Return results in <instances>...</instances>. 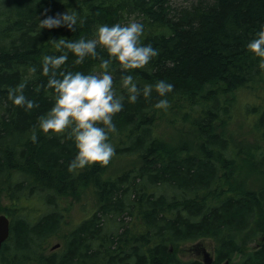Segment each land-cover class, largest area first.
Returning a JSON list of instances; mask_svg holds the SVG:
<instances>
[{
	"label": "trees",
	"instance_id": "trees-1",
	"mask_svg": "<svg viewBox=\"0 0 264 264\" xmlns=\"http://www.w3.org/2000/svg\"><path fill=\"white\" fill-rule=\"evenodd\" d=\"M66 9L78 14L75 31L39 28L38 18ZM132 18L159 55L130 74L141 88L172 83L170 107L156 109L155 92L125 101L113 118L111 162L69 173L77 152L66 134L37 131L30 140L53 107L43 57L61 54L53 39H90L98 25ZM262 25L264 0H0V213L10 221L0 264H203L182 261L173 247L201 239L214 243L212 264L235 254L234 264H264V70L246 48ZM68 56L62 71L98 70V60L76 65ZM112 67L114 88L126 95ZM20 83L37 109L7 101ZM242 93L246 134L232 125ZM77 204L93 212L72 227ZM62 230L60 247L45 254Z\"/></svg>",
	"mask_w": 264,
	"mask_h": 264
},
{
	"label": "clouds",
	"instance_id": "clouds-1",
	"mask_svg": "<svg viewBox=\"0 0 264 264\" xmlns=\"http://www.w3.org/2000/svg\"><path fill=\"white\" fill-rule=\"evenodd\" d=\"M39 28L45 30L64 27L75 31L78 14L73 9H66L54 16L45 14L39 19ZM83 25V18H79ZM144 24L135 18L126 24L115 23L111 26L98 25L93 38L70 40L53 39L60 55H45L42 60V75L47 77L45 91L53 95V107L38 118L33 127L30 140L36 143L37 131L43 134L67 135L72 140L77 154L68 166V172L76 174L87 167L100 165L106 167L115 155V148L110 136L118 134L114 117L119 114L125 101L135 104L140 97L150 99L153 92L160 97L154 107L167 110L170 107L166 98L174 90V85L166 80H159L153 86H138L132 70L145 68L159 51L151 44H143ZM247 51L259 58L258 67L264 70V25L255 37L246 45ZM98 49L106 53L101 56ZM66 50V51H63ZM68 53L75 58L74 64H82L86 58L98 60V70L85 74L83 72L62 71V66L69 59ZM116 63L121 71L120 86L126 95H118L114 88V72ZM35 66L28 69L35 74ZM26 83L9 88L7 101L15 107L32 111L39 105L24 95Z\"/></svg>",
	"mask_w": 264,
	"mask_h": 264
},
{
	"label": "rangeland",
	"instance_id": "rangeland-1",
	"mask_svg": "<svg viewBox=\"0 0 264 264\" xmlns=\"http://www.w3.org/2000/svg\"><path fill=\"white\" fill-rule=\"evenodd\" d=\"M237 99H238V101L235 103V109H234L235 114L233 116L232 125H233V127H237L236 129H238V130L241 129V133H244V134L250 133V122L247 120L248 115H247V111H246V107L249 105L248 96L244 95L242 93V94L238 95ZM249 101H250V98H249ZM87 201L89 202L90 200L89 199H87V200L83 199L81 203H85ZM69 212H70L69 213L70 226L73 227V225L77 224V222H79L81 219L88 217L93 212V209L91 206H88V205H85L83 208H79V204H77V205H72V207L69 208ZM0 214H4V213H0ZM63 232H64V230H62L60 232V234L53 241L50 240L48 243L45 244V246H44L45 254H48V253L58 249V248H56L54 250H51V248L54 245H56V244L60 245L59 236ZM203 240L211 241L210 239H201V240H198L196 242H189L186 244H181L179 246H173L174 252L182 261H185V262L196 261L197 260L196 255L193 252H189L188 249H190L191 246L195 247V245L198 242H200L202 245L206 244V245L211 246L210 250H212L213 257L215 259L216 251H215L214 243L212 241H211L212 242L211 243L209 241H203ZM259 243H260L259 239H257L255 242L250 243L248 246L253 247ZM206 254L210 256V254L208 252H206ZM198 261L203 262V259H200ZM236 261H239V255L238 254H235L231 260H228L229 264H234V263H236ZM223 263H224V261H221L218 264H223Z\"/></svg>",
	"mask_w": 264,
	"mask_h": 264
},
{
	"label": "water",
	"instance_id": "water-1",
	"mask_svg": "<svg viewBox=\"0 0 264 264\" xmlns=\"http://www.w3.org/2000/svg\"><path fill=\"white\" fill-rule=\"evenodd\" d=\"M10 233V221L8 217L4 214H0V251L3 244L7 241ZM59 244L54 245L51 250L59 248ZM212 259H207L204 261L205 264H210ZM224 264H229L228 261H225Z\"/></svg>",
	"mask_w": 264,
	"mask_h": 264
},
{
	"label": "flooded vegetation",
	"instance_id": "flooded-vegetation-1",
	"mask_svg": "<svg viewBox=\"0 0 264 264\" xmlns=\"http://www.w3.org/2000/svg\"><path fill=\"white\" fill-rule=\"evenodd\" d=\"M203 241H209V240H203ZM211 242V241H209ZM203 243V242H202ZM212 243V242H211ZM205 244V243H204ZM211 249V246L210 245H202L200 242H198L195 247H192L190 249H188L189 252H193L196 257H197V260H200V259H207L206 257V252H208L210 254V258L212 260H214V257H213V252ZM210 250V251H209Z\"/></svg>",
	"mask_w": 264,
	"mask_h": 264
},
{
	"label": "bare ground",
	"instance_id": "bare-ground-1",
	"mask_svg": "<svg viewBox=\"0 0 264 264\" xmlns=\"http://www.w3.org/2000/svg\"><path fill=\"white\" fill-rule=\"evenodd\" d=\"M220 105H221V104H220ZM223 106H224V105H223ZM223 109H224V107H223ZM9 235H10V233H9ZM8 238H9V237H8ZM206 257H207V259H211L210 256L207 255V254H206ZM207 259H204V260H203V264H205L204 261L207 260ZM212 263H213V260H212V262H211L210 264H212ZM224 263H225V262H224ZM224 263H223V264H224Z\"/></svg>",
	"mask_w": 264,
	"mask_h": 264
}]
</instances>
